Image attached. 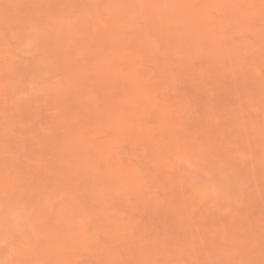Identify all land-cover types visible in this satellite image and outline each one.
<instances>
[{
	"label": "rangeland",
	"instance_id": "1",
	"mask_svg": "<svg viewBox=\"0 0 264 264\" xmlns=\"http://www.w3.org/2000/svg\"><path fill=\"white\" fill-rule=\"evenodd\" d=\"M0 264H264V0H0Z\"/></svg>",
	"mask_w": 264,
	"mask_h": 264
}]
</instances>
